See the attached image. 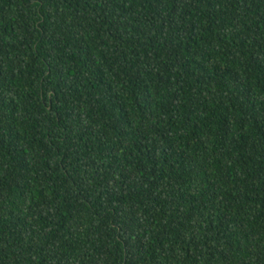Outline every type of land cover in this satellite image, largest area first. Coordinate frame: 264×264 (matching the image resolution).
Listing matches in <instances>:
<instances>
[{
    "label": "trees",
    "instance_id": "16d2710c",
    "mask_svg": "<svg viewBox=\"0 0 264 264\" xmlns=\"http://www.w3.org/2000/svg\"><path fill=\"white\" fill-rule=\"evenodd\" d=\"M0 264H264V0H0Z\"/></svg>",
    "mask_w": 264,
    "mask_h": 264
}]
</instances>
